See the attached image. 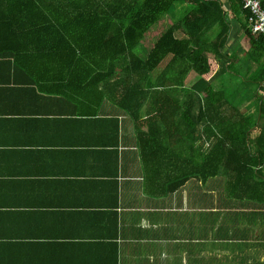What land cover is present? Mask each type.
<instances>
[{"label": "crops", "instance_id": "crops-1", "mask_svg": "<svg viewBox=\"0 0 264 264\" xmlns=\"http://www.w3.org/2000/svg\"><path fill=\"white\" fill-rule=\"evenodd\" d=\"M212 1L230 24L224 54L243 58L228 1ZM14 28L0 25V264H264V168L256 181L222 166L205 177L221 152L186 122L142 145L149 127L114 102L104 66L88 64L98 59L13 54ZM229 85L244 83L229 72L214 83ZM188 107L196 115L199 98Z\"/></svg>", "mask_w": 264, "mask_h": 264}, {"label": "trees", "instance_id": "trees-1", "mask_svg": "<svg viewBox=\"0 0 264 264\" xmlns=\"http://www.w3.org/2000/svg\"><path fill=\"white\" fill-rule=\"evenodd\" d=\"M227 1L246 42L243 58L224 54L230 24L222 4L212 0H0V25L24 32V45L13 46V54L98 59L88 64L104 66L96 72H102V82L114 92V102L129 111L138 128L149 127L150 132L139 135L142 145L165 138L169 124L179 129L186 122L191 135L200 131L199 140L221 152L218 159L206 156V167L220 163L215 170L206 169L205 177L216 176L222 166L236 180L256 181L264 168V34H253L241 0ZM178 3L189 7L183 19L139 57L136 51L151 27ZM261 5L264 9V0ZM164 62L161 74L153 78ZM228 72L258 86L255 114L242 113L223 90L215 89V80ZM192 73L198 80L184 99ZM196 97L200 107L194 115L188 104Z\"/></svg>", "mask_w": 264, "mask_h": 264}, {"label": "rangeland", "instance_id": "rangeland-1", "mask_svg": "<svg viewBox=\"0 0 264 264\" xmlns=\"http://www.w3.org/2000/svg\"><path fill=\"white\" fill-rule=\"evenodd\" d=\"M186 12L187 11L184 5L180 3L176 4L170 14L164 16L154 27H151L145 41L137 49L136 54H138L139 57H143L142 49L145 52L148 48L149 51V48L157 42V40L161 37V34L169 29L173 24L179 23L185 16ZM245 45L246 42L243 41L242 47H245ZM166 64L167 62H164L155 73H159L163 70ZM229 88V90H226V94L230 103L243 102L245 108L256 107L258 86L252 83H246L239 87L229 85ZM261 95L264 96V92H262Z\"/></svg>", "mask_w": 264, "mask_h": 264}, {"label": "built area", "instance_id": "built-area-1", "mask_svg": "<svg viewBox=\"0 0 264 264\" xmlns=\"http://www.w3.org/2000/svg\"><path fill=\"white\" fill-rule=\"evenodd\" d=\"M243 9L250 13V25L253 34H264V9L262 0H241Z\"/></svg>", "mask_w": 264, "mask_h": 264}]
</instances>
